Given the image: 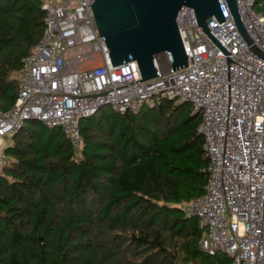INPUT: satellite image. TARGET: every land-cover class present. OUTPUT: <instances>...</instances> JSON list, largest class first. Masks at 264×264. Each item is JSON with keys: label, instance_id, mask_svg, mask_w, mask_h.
<instances>
[{"label": "trees", "instance_id": "trees-1", "mask_svg": "<svg viewBox=\"0 0 264 264\" xmlns=\"http://www.w3.org/2000/svg\"><path fill=\"white\" fill-rule=\"evenodd\" d=\"M47 1L0 0V111L16 101ZM200 121L165 99L136 113L103 107L80 121L77 146L26 121L0 149V264H229L201 250L198 220L181 209L209 178Z\"/></svg>", "mask_w": 264, "mask_h": 264}, {"label": "built area", "instance_id": "built-area-1", "mask_svg": "<svg viewBox=\"0 0 264 264\" xmlns=\"http://www.w3.org/2000/svg\"><path fill=\"white\" fill-rule=\"evenodd\" d=\"M94 0L42 4V38L24 58L14 105L0 111V149L8 136L37 120L59 128L74 146L82 142L79 123L100 108L136 113L152 99L188 103L200 114L196 129L208 157L203 195L181 206L203 231L199 246L229 264H264V59L244 41L225 0V21L207 20L220 49L182 8L178 31L187 67L173 71L154 58L157 77L141 81L136 61L112 67L91 11ZM252 45L264 54V16L254 0H235ZM4 157L0 155V166Z\"/></svg>", "mask_w": 264, "mask_h": 264}, {"label": "water", "instance_id": "water-1", "mask_svg": "<svg viewBox=\"0 0 264 264\" xmlns=\"http://www.w3.org/2000/svg\"><path fill=\"white\" fill-rule=\"evenodd\" d=\"M225 1L241 37L264 59L240 21L235 0ZM184 7L194 11L199 28L222 49L207 29L211 17L219 24L225 21L218 0H94L92 15L100 37L104 38L112 67L136 61L142 82L158 76L154 65L158 55L168 56L173 71L187 67L177 26Z\"/></svg>", "mask_w": 264, "mask_h": 264}, {"label": "rangeland", "instance_id": "rangeland-1", "mask_svg": "<svg viewBox=\"0 0 264 264\" xmlns=\"http://www.w3.org/2000/svg\"><path fill=\"white\" fill-rule=\"evenodd\" d=\"M50 4L52 3L51 1H48ZM158 63L161 67V69H165L166 68V60L164 59V55H159L158 56ZM108 109V112H111L112 110L109 107H106ZM225 256V255H224ZM226 257V256H225ZM227 258V257H226Z\"/></svg>", "mask_w": 264, "mask_h": 264}, {"label": "crops", "instance_id": "crops-1", "mask_svg": "<svg viewBox=\"0 0 264 264\" xmlns=\"http://www.w3.org/2000/svg\"><path fill=\"white\" fill-rule=\"evenodd\" d=\"M53 2L57 3L58 0H52Z\"/></svg>", "mask_w": 264, "mask_h": 264}]
</instances>
